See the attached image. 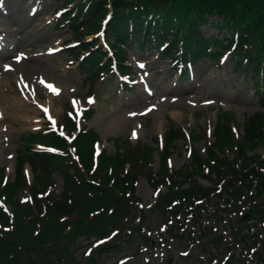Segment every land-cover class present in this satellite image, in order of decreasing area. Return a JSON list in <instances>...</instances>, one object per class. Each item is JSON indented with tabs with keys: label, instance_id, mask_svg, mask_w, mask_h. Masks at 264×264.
I'll use <instances>...</instances> for the list:
<instances>
[{
	"label": "rangeland",
	"instance_id": "374dc122",
	"mask_svg": "<svg viewBox=\"0 0 264 264\" xmlns=\"http://www.w3.org/2000/svg\"><path fill=\"white\" fill-rule=\"evenodd\" d=\"M73 5L76 6L75 3ZM64 6L60 0H0V54L11 52L14 55L7 64L0 60V168H6L5 175L12 182L17 151L23 145L22 137L28 133L57 131L68 110H76L75 100L87 109L84 114L94 109L90 121L81 120V127L94 130L101 138L97 146L79 148L89 157L87 162L90 166L80 175L107 184L109 191L115 194L114 204L122 208L117 212L105 211L104 206L97 204L95 195L81 194L82 209L68 218L61 219L46 211L40 217L37 213L32 218L35 221L32 237L43 231L40 239L35 241L30 237L25 245L13 231L12 237L21 248L16 253L17 250L5 249L0 243V264H14L19 254L21 264L249 263V260L241 259L243 254L240 260L239 254L233 259L227 255L233 232L229 231L230 217L223 215L229 211L228 207L223 210V198L211 196L191 208L186 201L178 200L177 194L168 214L164 210L171 200L167 202L164 195L170 185V190L177 193L194 185V180L204 186L209 185L203 176L208 171L221 168L227 159L238 162L254 153L264 156V134L252 143L243 142L247 119L264 110V98L261 97L264 72L257 85L261 87L257 90L249 69L245 70L244 66L237 69L231 54L223 58L219 66L206 60L197 65L189 64L181 71L178 67L180 55L175 62L170 61L161 56L156 47L141 52L128 45L125 54L117 52L116 45L109 47L114 37L105 30L106 19L109 18L106 13L96 21L94 30L87 31L98 33L93 43L99 41L98 47L104 53L112 56L115 52L127 58L131 76L112 74L100 83L91 81L87 79L81 58H76L81 52L76 42L78 39L74 38L68 24L63 25ZM16 18L22 20L20 26L15 25ZM207 21L208 24L201 27L206 36L217 37L219 43L226 41L222 38L232 39L231 26L225 27L222 17H210ZM22 39L27 40L23 45ZM21 46L23 48L16 51ZM18 57L21 62L17 61ZM145 59L148 64L143 62ZM26 66L30 67L29 71H25ZM111 79H114L112 84ZM47 83L60 89V94H53L46 87ZM191 88L201 91L193 95ZM145 93L148 94L145 96ZM175 94L178 95L173 97ZM89 98H94L95 103L88 104ZM174 98H184L185 101L178 102ZM224 98H239L250 103L238 106L236 102L229 104L223 101ZM141 102L145 105L141 106ZM16 105L26 108L18 111L14 108ZM225 112L235 120L232 122L233 137L218 146L213 139L214 129L210 128L217 123V116ZM49 116L56 121L55 127L51 126ZM169 118L186 132L187 137L170 143V158L165 165L168 172L164 173V163L159 154L161 147L157 148L155 140L162 141L166 136ZM134 132L136 138H133ZM125 141L139 146L133 149L125 145ZM142 145L151 148L148 159L143 158L144 152L138 148ZM103 149L107 153L101 154ZM36 150L42 148L36 146ZM193 155H198L197 159L192 160ZM122 157H127L130 162L118 164V158ZM200 159L202 170L194 172L193 178L190 176L192 165L199 164ZM25 173L34 182L30 166H26ZM231 173L232 170L226 174ZM150 174L154 175L155 181L161 182L163 178L160 175H164L166 184L160 182L158 189L152 187L146 180ZM128 175L138 180V203L132 201L131 204L136 206L134 215L126 217L123 201L133 200L131 192L122 184ZM178 178L184 180L179 182ZM63 190L62 175L55 172L47 186L37 192L45 201L61 196ZM221 196L224 197V193ZM30 198L24 191H14L11 203L2 204L10 213H15L27 206ZM182 204L186 207L183 208ZM140 209L143 210L142 217L137 214ZM191 215L195 220H191ZM135 221L139 229L131 234L129 227ZM210 226L213 228L211 234L207 232L205 235L204 230ZM0 228L2 231L9 229L2 225ZM124 237L128 238L123 242ZM30 250L35 254L31 255ZM232 251L235 252V248Z\"/></svg>",
	"mask_w": 264,
	"mask_h": 264
},
{
	"label": "trees",
	"instance_id": "16d2710c",
	"mask_svg": "<svg viewBox=\"0 0 264 264\" xmlns=\"http://www.w3.org/2000/svg\"><path fill=\"white\" fill-rule=\"evenodd\" d=\"M74 1L66 0L67 3H74ZM75 5L77 14L72 19L71 26L81 41L87 34H92V31L88 32L87 29L94 30L96 21L103 18L111 7L113 17L108 23V31L114 36V44L117 47H121L132 40L141 48L155 43L163 49V54L170 57L175 54L171 50L181 46L182 52L186 55L185 58H190L194 62L216 56L215 51L219 52L224 48L223 50L233 51L238 57H241L242 61H246L249 69L253 70L255 79L260 76L259 73L264 68V0H80ZM209 16L222 17L223 25L227 28L231 26L233 34L232 39L228 41L229 45H225L224 42L219 43L217 39L207 38L203 35L201 27L207 24ZM167 43L168 46H166ZM81 49L84 52H90L89 59L93 62L94 60L99 61L102 57L100 50L95 51V48L91 47L88 42L83 43ZM95 66L97 70L103 68L100 67L99 62ZM120 70L122 71L121 68ZM225 115L219 117L213 130V139L215 145L218 146L233 137L232 120ZM247 120L243 130V142L245 144L259 140L264 134V111ZM87 136L80 134L75 138L69 137V140L55 134L36 133L25 136L23 139L24 146L19 150L17 156L15 182L2 186L3 174L0 172V198L4 203H11V194L14 191H24L31 197L27 206L17 209L15 213L14 211L8 212L0 205V225L3 228L11 229L2 231L0 228V243L5 249L17 250L16 253H18V249L21 248L16 239L12 237L13 231H15L16 238H20L25 245L30 237L35 241L40 239L43 231L36 237H32L35 225L32 218H35V214L38 213L41 217L46 211L49 215L62 219L80 211L83 207L81 194H90L91 197L95 195L97 204L104 206L105 211L117 212L122 208V206L117 208L118 205L114 204L116 202L115 194L109 191L110 188L107 184L92 179L90 176L80 175L82 171L86 170V167L90 168L88 165L89 157L79 150L90 140ZM92 136L94 137V135ZM183 137V132L171 122L165 141L166 148L159 151L164 163L162 167L164 173L168 172L165 165L170 158L168 156L170 143ZM203 139L207 140L206 137ZM36 143L62 148L64 153L57 156L33 152V145ZM138 148H142L143 158L148 159L150 157L149 148ZM193 156L192 160L197 159L198 155ZM118 159V164L124 165L126 162H130L127 157ZM26 162L30 163L33 174H35L34 182H30L25 177L24 166ZM233 162L236 161L227 159L218 170L208 171L209 174L207 173L203 177L209 182V185L204 186L194 180V185L190 188H183L178 193L172 192L170 185L164 197L167 198L165 199L167 202L171 201L166 204L167 207L164 211L168 214L171 213L169 210H171V204H173L177 194V199L186 201V205L191 208L199 204L202 199L211 196L223 198V210L225 211V207L229 208V211L223 215L230 217L229 231L233 232V239H230L227 246L230 253L227 255H231L233 259L239 254L240 260V255L243 254L241 259L243 261L249 260L247 264H264V156L254 153L236 163ZM201 164L200 159L199 164L196 162L192 165L191 172L193 173L190 176L194 178V172L202 170ZM230 170L232 173L226 174ZM55 172L63 174L64 191L61 196H54L50 200L44 201L42 197L38 196L37 190L41 187L45 188L47 181L53 177ZM160 176L163 178L162 182L155 181L152 174L146 180L152 187L158 189L161 183L166 184L164 175ZM125 178L126 180L123 179L124 183L122 182V184L123 186L126 185V189L128 188L133 197L131 201L129 199L123 201L126 204L123 209L124 215L129 217L134 215V207H136L131 204L132 201L138 203L136 198L138 180L133 175H128ZM170 178L174 179L173 177ZM171 179L168 181L171 182ZM180 179L182 178H178L179 182ZM223 193L224 197L221 196ZM182 207L186 206L182 204ZM137 214L142 217L143 210L140 209ZM191 220H195L194 215H191ZM130 225H132L129 227L132 233L139 229L137 221ZM212 230V226L205 229V235ZM22 248L24 247L22 246ZM234 248L235 252L232 251ZM29 252L31 255L35 254L33 250ZM20 258L21 254L13 263L21 264ZM209 260L211 261V259Z\"/></svg>",
	"mask_w": 264,
	"mask_h": 264
},
{
	"label": "bare ground",
	"instance_id": "6f19581e",
	"mask_svg": "<svg viewBox=\"0 0 264 264\" xmlns=\"http://www.w3.org/2000/svg\"><path fill=\"white\" fill-rule=\"evenodd\" d=\"M21 19L20 18H16L15 19V25L16 26H18L19 25V23H21ZM22 24V23H21ZM20 26V25H19ZM27 42V40L26 39H22L21 40V43H22V45L23 44H25ZM23 48V46H21V48H19L18 47V50L17 51H19V50H21ZM12 57H13V55H10V56H6L4 59H5V64H7L6 62L8 61V60H10V59H12ZM11 63H13V62H11ZM30 70V67L29 66H26L25 67V71H29ZM190 91H193V95H195V94H197V93H199L201 90H198V88H197V90L195 89V88H191L190 89ZM190 91H188V92H190ZM175 92H172L171 94H174ZM146 94H148V93H145V96H146ZM178 94H175V95H173V97H175V96H177ZM188 99V98H187ZM174 100L175 101H180V102H183V101H185L184 100V98H179V99H175L174 98ZM223 101H227V103H232V102H236V104L239 106V105H241V106H247V105H249V103L250 102H248V101H243V100H241V99H239V98H236L235 100L234 99H232V98H224V99H222ZM143 105H145V103L144 102H141V106H143ZM13 106H14V104H13ZM14 108H17L18 109V111H23L26 107L24 106V105H21V106H18V105H16Z\"/></svg>",
	"mask_w": 264,
	"mask_h": 264
},
{
	"label": "snow or ice",
	"instance_id": "6c2138e0",
	"mask_svg": "<svg viewBox=\"0 0 264 264\" xmlns=\"http://www.w3.org/2000/svg\"><path fill=\"white\" fill-rule=\"evenodd\" d=\"M142 67V66H141ZM43 83V81H42ZM46 87L55 95H59L60 94V89H58L54 84H51V83H47L46 84ZM88 104H94L95 103V99L94 98H89L88 101H87ZM73 104L74 106L76 107V110H77V116L78 118H82L83 116V112L84 111H87L86 108H84L78 101H73ZM151 110V109H150ZM44 111L47 113L48 112V109L45 108ZM132 115H136L135 113H133ZM49 120L51 121V126L52 127H55V124H56V121L51 117L49 116ZM133 138H136V134L135 132L133 133ZM50 151H52V149H49Z\"/></svg>",
	"mask_w": 264,
	"mask_h": 264
}]
</instances>
